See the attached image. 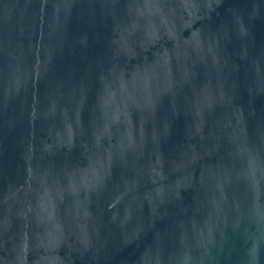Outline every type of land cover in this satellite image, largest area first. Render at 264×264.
<instances>
[{
	"label": "water",
	"instance_id": "95a60500",
	"mask_svg": "<svg viewBox=\"0 0 264 264\" xmlns=\"http://www.w3.org/2000/svg\"><path fill=\"white\" fill-rule=\"evenodd\" d=\"M0 264H264V0H0Z\"/></svg>",
	"mask_w": 264,
	"mask_h": 264
}]
</instances>
